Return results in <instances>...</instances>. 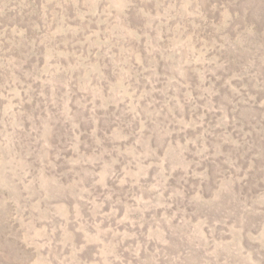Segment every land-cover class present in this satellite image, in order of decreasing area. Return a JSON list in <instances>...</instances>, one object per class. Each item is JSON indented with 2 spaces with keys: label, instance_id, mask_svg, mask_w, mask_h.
<instances>
[{
  "label": "rangeland",
  "instance_id": "obj_1",
  "mask_svg": "<svg viewBox=\"0 0 264 264\" xmlns=\"http://www.w3.org/2000/svg\"><path fill=\"white\" fill-rule=\"evenodd\" d=\"M0 264H264V0H0Z\"/></svg>",
  "mask_w": 264,
  "mask_h": 264
}]
</instances>
